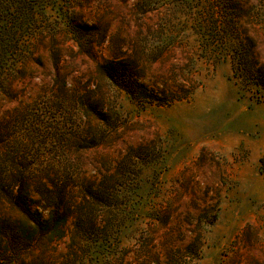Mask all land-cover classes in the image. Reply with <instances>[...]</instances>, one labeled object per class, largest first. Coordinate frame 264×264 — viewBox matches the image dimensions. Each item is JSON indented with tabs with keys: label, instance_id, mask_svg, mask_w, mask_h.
Instances as JSON below:
<instances>
[{
	"label": "rangeland",
	"instance_id": "1",
	"mask_svg": "<svg viewBox=\"0 0 264 264\" xmlns=\"http://www.w3.org/2000/svg\"><path fill=\"white\" fill-rule=\"evenodd\" d=\"M51 5L0 66V171L99 183L83 240L108 264H264V85L232 69L264 71V0ZM113 58L161 103L109 84Z\"/></svg>",
	"mask_w": 264,
	"mask_h": 264
},
{
	"label": "trees",
	"instance_id": "2",
	"mask_svg": "<svg viewBox=\"0 0 264 264\" xmlns=\"http://www.w3.org/2000/svg\"><path fill=\"white\" fill-rule=\"evenodd\" d=\"M51 1L0 0L1 69L3 66L4 70L7 69L11 54L19 55V47L24 45L23 38L34 34L33 9H40V16L45 18V10L52 7ZM245 47V44L239 46V51H244ZM241 62L232 61L234 74L250 78L257 83L258 90L260 87L263 89V69L249 65L245 58ZM100 71L109 84L131 100L161 103L156 93L147 90L133 75V60H105L100 64ZM118 176L112 174L108 178L113 180ZM100 188L95 181L76 182L69 178L58 182L23 170L11 174L0 171V264H85L87 258L90 259L89 255H102V261L108 264L109 254L97 251L100 249L97 242L87 246L83 240L86 231L96 227L91 214L86 219V206L94 212V207H104L108 201ZM86 192H89V200L91 198L89 203L86 202ZM61 245H65V250H59ZM26 255L31 259L26 260ZM48 256L55 258L49 260Z\"/></svg>",
	"mask_w": 264,
	"mask_h": 264
}]
</instances>
